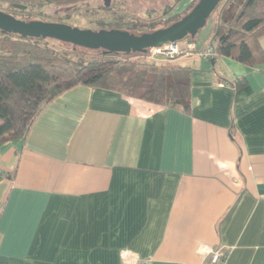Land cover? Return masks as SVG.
<instances>
[{"label":"crops","instance_id":"crops-1","mask_svg":"<svg viewBox=\"0 0 264 264\" xmlns=\"http://www.w3.org/2000/svg\"><path fill=\"white\" fill-rule=\"evenodd\" d=\"M211 59L188 112L78 84L2 142L0 264H264V60Z\"/></svg>","mask_w":264,"mask_h":264},{"label":"trees","instance_id":"trees-1","mask_svg":"<svg viewBox=\"0 0 264 264\" xmlns=\"http://www.w3.org/2000/svg\"><path fill=\"white\" fill-rule=\"evenodd\" d=\"M85 1L88 0H0V5L6 4L8 10L15 11ZM195 2L181 14L167 16V7L162 14L166 17L164 22L158 24L160 27L129 21L115 23L110 29L144 33L166 27L186 14ZM218 5L215 19L209 21V16L205 24H210L207 43L213 45L215 52L210 58L221 55L248 65L262 62L264 0H221ZM202 28L195 36H187L196 49L204 46L199 48L196 41ZM100 53L104 58L71 62L42 43L40 37L6 33L0 29V144L21 137L45 102L78 84L113 89L151 103L190 110L188 67L172 64V60L147 62L139 58L141 53L105 50ZM132 56L139 62L132 61ZM234 82L239 85L243 80Z\"/></svg>","mask_w":264,"mask_h":264},{"label":"rangeland","instance_id":"rangeland-1","mask_svg":"<svg viewBox=\"0 0 264 264\" xmlns=\"http://www.w3.org/2000/svg\"><path fill=\"white\" fill-rule=\"evenodd\" d=\"M180 0H111L110 5L105 7L103 0H88L76 3L49 4L39 8L24 10H8L6 4L0 5V10L9 13L15 18L23 20L54 21L65 23L69 26L82 30L99 31L110 29L115 23H127L129 21L158 25L163 21V11L169 7L168 15L176 12L183 13L184 10L178 9L177 3ZM219 7V5H218ZM218 7L210 14V20L215 19ZM184 10V11H183ZM170 11V12H169ZM183 11V12H182ZM121 25V24H120ZM124 26V25H121ZM158 25L157 27H160ZM208 23L202 31L209 28ZM138 34V31L132 32ZM42 43L50 47L59 56L71 62H87L92 59H101L104 56L100 53L101 48H93L69 41H62L51 37H40ZM140 59L145 60L142 57ZM132 61L139 62L135 56L130 58ZM147 61V60H146ZM149 62V61H147ZM170 61H156V63Z\"/></svg>","mask_w":264,"mask_h":264},{"label":"water","instance_id":"water-1","mask_svg":"<svg viewBox=\"0 0 264 264\" xmlns=\"http://www.w3.org/2000/svg\"><path fill=\"white\" fill-rule=\"evenodd\" d=\"M111 0H103L109 6ZM221 0H196L192 8L177 21L166 27L150 32L134 34L121 29H101L99 31L82 30L65 23L22 20L0 11V29L33 38L51 37L106 52L144 53L149 47H157L168 42L179 41L187 36H195L205 24L210 14ZM213 62V59H211Z\"/></svg>","mask_w":264,"mask_h":264},{"label":"built area","instance_id":"built-area-1","mask_svg":"<svg viewBox=\"0 0 264 264\" xmlns=\"http://www.w3.org/2000/svg\"><path fill=\"white\" fill-rule=\"evenodd\" d=\"M190 53H196L201 58H210L215 56L214 47L211 43L205 44L201 49H196L195 43L189 39L184 38L179 41L168 42L157 47H149L144 53L138 55L147 61H171L176 58L187 55ZM210 255V264H223V260L226 257L225 254H221L220 249L207 250ZM123 264H151L148 259H139L128 251L121 252Z\"/></svg>","mask_w":264,"mask_h":264},{"label":"flooded vegetation","instance_id":"flooded-vegetation-1","mask_svg":"<svg viewBox=\"0 0 264 264\" xmlns=\"http://www.w3.org/2000/svg\"><path fill=\"white\" fill-rule=\"evenodd\" d=\"M26 21H29V20H26ZM51 22H54V21H51ZM60 23V22H59Z\"/></svg>","mask_w":264,"mask_h":264}]
</instances>
